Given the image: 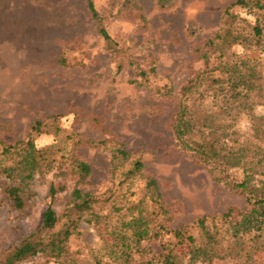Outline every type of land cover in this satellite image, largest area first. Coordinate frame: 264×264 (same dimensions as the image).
I'll use <instances>...</instances> for the list:
<instances>
[{
  "label": "rangeland",
  "instance_id": "rangeland-1",
  "mask_svg": "<svg viewBox=\"0 0 264 264\" xmlns=\"http://www.w3.org/2000/svg\"><path fill=\"white\" fill-rule=\"evenodd\" d=\"M235 1L177 0L173 9L163 11L155 0H92L119 50L118 59L124 62L118 72L117 61L106 52L83 0H0V143L26 141L29 126L42 121V133L32 140L52 162L49 170L43 167L27 183L21 211L4 194L8 185L17 182L0 174V257L3 250L39 227L51 186H65L52 202L59 224L64 222L61 216L74 180L61 173L70 157L90 167L82 192L103 197L115 191L129 168L128 162L112 161V151L120 145L130 154V161L142 162L143 177L157 182L168 210L155 223L158 237L141 242L143 251L135 253L128 264H161L157 258L160 245L166 246L175 261L187 264L190 246L176 244L167 231L187 226L194 245H203L195 223L201 217L207 218V225L214 218L218 232L219 253L212 264H264V231L259 236L260 232L251 230L239 241L228 224L250 209L245 197L215 182L204 166L180 150L172 133L177 107L189 97V106L194 103L214 123L235 118L230 131H237L239 143L249 153L264 151V138L251 131L252 120L264 125V10L234 6L224 16L226 7ZM255 27L260 30L258 38ZM230 28L238 31L241 42H216L220 51L205 68L200 59L205 41L222 30L224 38ZM218 60L222 66L208 73ZM235 68L241 74L252 69L256 88L246 100L249 108L242 110L238 102L229 101L230 110L223 113L224 94L220 92H225L226 71ZM197 77L198 88L182 96V87ZM11 158L0 155V169L19 160ZM232 177L241 180L242 170H234ZM258 180L262 178L255 174L253 183L257 185ZM119 190L127 199L132 194L126 202H136L144 194V180L123 181ZM115 194V206L126 205L120 201L121 194ZM229 210L231 215L222 221L220 217ZM78 229L80 236L67 243L68 254L77 264H94L92 253L102 264H118L117 253L108 255L112 238L104 224L80 223ZM230 251L238 257L222 258ZM199 259L194 264H201ZM42 260L36 257L20 264Z\"/></svg>",
  "mask_w": 264,
  "mask_h": 264
},
{
  "label": "trees",
  "instance_id": "trees-1",
  "mask_svg": "<svg viewBox=\"0 0 264 264\" xmlns=\"http://www.w3.org/2000/svg\"><path fill=\"white\" fill-rule=\"evenodd\" d=\"M86 10L94 22L97 33L102 38L105 50L114 59H116L117 71H121L124 62L120 61L119 50L113 39L105 30L102 18L96 11L92 0H83ZM128 1V0H127ZM157 7L163 11H168L176 6L177 0H155ZM234 6H241L248 9L264 10L262 0H236L229 4L224 10V16L229 15L228 11ZM223 31V30H222ZM221 31V32H222ZM254 37L260 36L258 27L253 29ZM220 31L214 34L204 43V51L200 55L205 68L210 67V60L216 51H220L216 46V42L222 41L226 44H235L240 41V35L235 28L225 31L224 38L221 37ZM60 64L63 60L60 58ZM222 63L218 60L214 69H210L208 73L221 67ZM246 74H241L236 68L226 71L225 92L223 95V113L229 111V101L238 102V106L245 110L246 100L250 94L255 91L257 75L249 69ZM151 72H154L151 70ZM198 78L190 81L187 86L182 87V96L187 97L188 92L198 88ZM218 83V82H217ZM167 90L166 93H169ZM189 97L180 102L175 118L172 122V133L177 146L181 151L189 154L196 162L204 166L212 179L229 189L230 191L245 197L250 207L248 211L242 212L237 221H228L233 237L238 239L251 230L258 233L264 231V151L255 149L253 151L246 150L238 141V133L231 130L235 126L236 119L231 118L229 121L221 120L214 123L215 119L210 115H206L199 109L189 106ZM55 119L56 117H50ZM257 122V123H256ZM44 123L42 121L33 122L29 126V133L26 141H18L14 145H5L0 143V155L5 157H18L13 165L2 166L0 174L10 182L4 189L5 199L12 205L15 210L21 211L25 207L24 190L27 183L33 178V175L40 171L43 167L51 166L52 162L47 160L36 149L33 143L34 136L42 133ZM57 128V127H56ZM251 131L255 136L264 138V125L258 121H251ZM62 158V157H61ZM130 154L127 153L120 145L112 151V161H116L121 165L128 162L129 168L123 174V181L132 180V178H142L144 180V194L136 202L128 203L132 194L128 199L125 193L119 190V185L115 191L106 196H95L94 194L85 193L81 188L85 186L89 180L90 167L85 162L70 157L67 169L61 173L63 177H72L74 184L69 192V200L64 208L62 218L64 222L59 224V218L52 208V202L57 193L63 192L65 186L55 188L51 186L49 189L50 202L46 206L41 216L39 227L29 232L14 245L3 250L0 257V264H20L36 257H42L43 260L38 264H77L75 259L68 254L67 243L71 237H79V225L85 223L87 225L104 224L107 228L108 235L112 238V244L107 246L108 255L118 254L116 262L118 264H128L132 260L135 253H141V242L148 239L158 237L155 230V223L160 217H166L168 210L166 209L162 196L159 192L157 182L152 178L143 177V164L139 160L130 161ZM15 160V159H13ZM50 164V165H48ZM236 169L242 170L243 177L239 181H235L232 172ZM259 174L262 180H258L255 185L254 175ZM116 193L120 195V201L123 203L115 206L113 199H118ZM130 198V199H129ZM130 205V206H129ZM112 212L113 215L112 216ZM231 211L222 215L220 219L227 221ZM112 218V220H111ZM206 217L196 220V226L199 228L204 244L200 246L194 245V238L187 232V226H181L176 229L167 231L176 241V244H188L190 250L188 253V263H197L201 257V264H212L216 257L217 229L214 224V218L210 219V224H206ZM164 227L158 226L159 230ZM153 233V235H151ZM165 245L159 246L157 254L161 264H181L175 261V256L166 253ZM106 251V250H105ZM238 257L232 254V251L226 253L222 258L233 259ZM94 264H102L95 253H92ZM247 261V260H246ZM249 264V263H242Z\"/></svg>",
  "mask_w": 264,
  "mask_h": 264
}]
</instances>
